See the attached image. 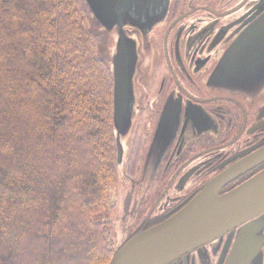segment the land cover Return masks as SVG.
Here are the masks:
<instances>
[{
  "label": "trees",
  "instance_id": "1",
  "mask_svg": "<svg viewBox=\"0 0 264 264\" xmlns=\"http://www.w3.org/2000/svg\"><path fill=\"white\" fill-rule=\"evenodd\" d=\"M83 0H0V264H108L113 81Z\"/></svg>",
  "mask_w": 264,
  "mask_h": 264
},
{
  "label": "flooded vegetation",
  "instance_id": "2",
  "mask_svg": "<svg viewBox=\"0 0 264 264\" xmlns=\"http://www.w3.org/2000/svg\"><path fill=\"white\" fill-rule=\"evenodd\" d=\"M92 22L113 40L110 68L118 29L111 34ZM260 25L264 0H171L166 19L151 31L125 26L137 58L135 116L130 131L121 136L122 180L116 187L122 193L115 222L123 241L166 221L212 179L264 149V87L250 92L229 89L217 75L229 48L244 34L254 40ZM112 81L114 92L113 76ZM115 138L118 160L116 132ZM263 170L264 159L245 167L220 193ZM252 223L253 234L264 236L263 215L226 230L171 264H228L238 237ZM261 247L262 261L251 264H264V244Z\"/></svg>",
  "mask_w": 264,
  "mask_h": 264
},
{
  "label": "water",
  "instance_id": "3",
  "mask_svg": "<svg viewBox=\"0 0 264 264\" xmlns=\"http://www.w3.org/2000/svg\"><path fill=\"white\" fill-rule=\"evenodd\" d=\"M91 21L119 39L110 64L114 79L113 125L117 134L118 162H123L121 136L126 135L135 116V45L126 40L125 26L151 31L169 14L171 0H83ZM259 35L260 38H257ZM254 40L244 34L226 52L217 75L229 89L242 92L264 87V25L254 32ZM253 36V37H254ZM255 59V60H253ZM264 159V149L242 165L212 179L186 207L166 221L128 240L108 264H171L194 248L213 240L228 229L264 215V170L233 190L221 194L222 187L249 165ZM255 223L241 232L228 264L262 261L264 236L253 234ZM259 262V263H260Z\"/></svg>",
  "mask_w": 264,
  "mask_h": 264
},
{
  "label": "rangeland",
  "instance_id": "4",
  "mask_svg": "<svg viewBox=\"0 0 264 264\" xmlns=\"http://www.w3.org/2000/svg\"><path fill=\"white\" fill-rule=\"evenodd\" d=\"M93 29L96 30L94 28V25H93ZM113 47H114L113 40L110 37L108 38L107 35H104V37H102V40L100 42V53H101L102 58H104L107 62L109 60L108 56L110 57V55H108V51H110V48L113 49ZM121 193L122 191H120V189L114 187L111 190V201L116 204L118 197L119 195H121ZM117 209H118V206H117ZM117 214H118V210H117ZM117 214L115 216V221H116ZM110 237L114 241L116 247H119L122 244V242H124L123 241L124 234L122 230L118 228V224L116 222H115L114 229L110 233Z\"/></svg>",
  "mask_w": 264,
  "mask_h": 264
}]
</instances>
